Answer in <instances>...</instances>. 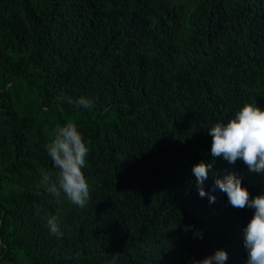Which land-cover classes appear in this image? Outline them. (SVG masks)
Returning a JSON list of instances; mask_svg holds the SVG:
<instances>
[{"label": "trees", "instance_id": "1", "mask_svg": "<svg viewBox=\"0 0 264 264\" xmlns=\"http://www.w3.org/2000/svg\"><path fill=\"white\" fill-rule=\"evenodd\" d=\"M81 96L91 109L67 102ZM246 103L264 110V0H0V264H191L217 250L245 264L254 210L213 185L234 172L254 197L264 175L213 160L207 130ZM69 121L89 147L83 208L38 187ZM201 161L214 203L197 191Z\"/></svg>", "mask_w": 264, "mask_h": 264}, {"label": "clouds", "instance_id": "2", "mask_svg": "<svg viewBox=\"0 0 264 264\" xmlns=\"http://www.w3.org/2000/svg\"><path fill=\"white\" fill-rule=\"evenodd\" d=\"M67 102L85 109L92 108V101L83 96L78 100L68 99ZM207 132L212 138L210 152L213 160L222 158L229 164H235L239 159L249 171L264 175V110L256 104L246 103L226 123L216 122ZM45 148L56 169L55 179L45 173L38 187L42 186L56 202L66 198L72 204L85 207L90 194L82 169L86 166L85 158L89 154V147L76 124L69 121L63 126H56L53 138L46 143ZM210 169V164L201 161L193 166L192 172L199 196H207L209 203H214L216 197L206 192L203 186L209 178ZM216 188L226 194L232 207L254 210L253 216L242 229L243 245L247 253L245 264H264V193L253 197L234 172H227L223 178L217 176L213 191ZM47 227L51 235L62 236L56 216L47 217ZM194 227L186 225L184 230ZM194 237L202 239L203 235L197 229ZM227 259L226 251L217 250L214 255L199 260L193 258L191 264H225Z\"/></svg>", "mask_w": 264, "mask_h": 264}]
</instances>
